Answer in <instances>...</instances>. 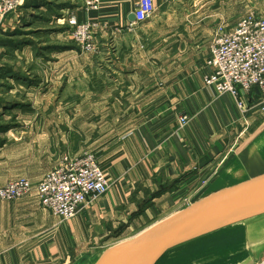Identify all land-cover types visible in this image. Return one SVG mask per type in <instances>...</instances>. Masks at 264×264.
Listing matches in <instances>:
<instances>
[{
  "label": "crops",
  "instance_id": "crops-1",
  "mask_svg": "<svg viewBox=\"0 0 264 264\" xmlns=\"http://www.w3.org/2000/svg\"><path fill=\"white\" fill-rule=\"evenodd\" d=\"M138 1L101 0L86 13L79 0H24L22 13L0 24L4 53L19 45L12 35L26 28L69 39L68 24L55 26L72 15L97 24L99 47L92 76L69 74L70 63L77 73L84 68L82 56L37 44L42 37L32 48L35 68L16 73L0 62V83L17 78V87L24 84L33 96L14 109L0 107V121L17 119L0 124V187L19 178L37 184L63 156L83 151L95 155L109 183L104 196L66 221L41 208L35 191L0 201V264H85L187 204L264 126V115L243 116L230 95L203 83L214 30H231L249 13L264 17V0H152L154 15L135 25L129 17ZM110 36L118 37L114 45ZM258 97L256 88L240 93L246 107ZM52 98L59 99L55 107ZM54 108L59 122L49 117ZM70 109L81 122L68 121ZM257 264H264V250Z\"/></svg>",
  "mask_w": 264,
  "mask_h": 264
},
{
  "label": "water",
  "instance_id": "water-1",
  "mask_svg": "<svg viewBox=\"0 0 264 264\" xmlns=\"http://www.w3.org/2000/svg\"><path fill=\"white\" fill-rule=\"evenodd\" d=\"M263 250L264 126L187 204L85 264H257Z\"/></svg>",
  "mask_w": 264,
  "mask_h": 264
},
{
  "label": "built area",
  "instance_id": "built-area-1",
  "mask_svg": "<svg viewBox=\"0 0 264 264\" xmlns=\"http://www.w3.org/2000/svg\"><path fill=\"white\" fill-rule=\"evenodd\" d=\"M101 0H79L86 13L96 12ZM23 0H0V24L5 17L14 14ZM155 13L152 0H139L133 12L134 24L149 20ZM71 39L83 54L97 52L95 31L97 24L87 21L78 23L72 15L67 21ZM207 66L210 72L203 77L206 87L217 94L230 95L240 113L264 115V17L249 13L231 30L222 25L214 30ZM256 88L259 93L255 105L246 107L240 93ZM188 121L179 116L181 127ZM109 190L97 159L92 153L79 156H63L58 165L37 184L19 178L0 187V201H15L35 191L41 208L62 220L74 218L84 205L96 202Z\"/></svg>",
  "mask_w": 264,
  "mask_h": 264
},
{
  "label": "rangeland",
  "instance_id": "rangeland-1",
  "mask_svg": "<svg viewBox=\"0 0 264 264\" xmlns=\"http://www.w3.org/2000/svg\"><path fill=\"white\" fill-rule=\"evenodd\" d=\"M24 0L22 2V5L20 8H18V10L16 11L17 14L19 15V13H22V8L24 7ZM21 10V11H20ZM46 11H49L48 9ZM16 12L14 14H16ZM13 15V14H12ZM48 18H51L49 15H47ZM7 17H5L4 20H6ZM3 20V22H4ZM56 20V19H55ZM54 20V21H55ZM59 20V19H57ZM56 20V21H57ZM67 20H64L63 24H58L55 27H64L67 26ZM34 22H36V24H38V26H40L39 24L42 23H46L45 20H34ZM69 26V25H68ZM151 27H153L152 25L146 26V29L149 28V31L152 29ZM68 28V27H67ZM25 30V31H24ZM65 31H68V29H66ZM69 32V33H68ZM67 32V34L69 35V39H63L64 34H50V37H44V36H40V35H44V32H36L35 29L31 27V29H22L20 30V32L14 33L12 35L13 38H15L14 40L17 41V43L19 45L14 46L10 49H8V51H6L4 53V51H0V62H2L3 64L7 65L8 68L16 73H23V72H28V70L35 64L34 61L39 57H37V55H35L36 53L33 52V46H35V43L37 42L36 40H38L37 37H42L41 41H38L37 44H41V46H44L43 44H50L51 46H53L52 51L57 50L58 48H70L71 50H77L78 54L80 56H82V58L84 59L85 62V66L82 70H80L77 73V66L75 65V63H70V68L68 73L69 74H84V75H88V76H92L94 74V69H93V65H92V58L94 56L97 55L98 53V45H97V52L93 53V54H83L81 53L77 46L75 45V43L72 41L71 39V32L70 30ZM122 37V36H120ZM66 38V37H65ZM4 37H0V46L3 45V43L1 44V40H3ZM36 39V40H35ZM118 39V37H109V40H107L108 44L110 45H114V41H116ZM6 40V39H5ZM45 41V42H44ZM32 42V44L30 43ZM69 50V51H71ZM53 54V53H52ZM76 56V55H75ZM49 60L56 58L55 56L50 55V58L47 57ZM2 64V65H3ZM44 68V67H42ZM39 68V69H42ZM43 70V69H42ZM38 72L41 71H37L35 72V74H38ZM8 81H6V83H0L2 85H0L1 87H3V89H0V107H8L6 109H14L12 106H14L17 102L20 103L21 100L26 99V97L28 99H33V96H31L32 92L29 91L28 87H25L24 84H20V87H17L16 83L18 81V79H13L11 77H8ZM4 98V99H2ZM52 102L54 101V104L52 103V106L54 105L55 107V103L59 104V99H54L52 98ZM2 101H6L4 103V105L2 104ZM71 102V101H70ZM2 104V106H1ZM41 104H44V101L41 102ZM17 106V105H15ZM70 112H68V116L67 119L69 122L71 123H76V122H81L82 121V116L81 115H77L76 109H70ZM53 114L51 116H49L51 118V120L53 122H59L60 121V114L57 112L56 108L53 109ZM44 117V116H43ZM264 117V116H262ZM16 116L14 115H7V117H5L4 119H2L0 121V124L4 125V126H12V124H14V122H16ZM37 121H39V117H37ZM47 121H48V117H47ZM81 126H84V123L81 124ZM86 129L82 128L81 131H84ZM80 131V132H81ZM258 131V130H256ZM82 133V132H81ZM84 153H91L90 151H83L81 154Z\"/></svg>",
  "mask_w": 264,
  "mask_h": 264
}]
</instances>
